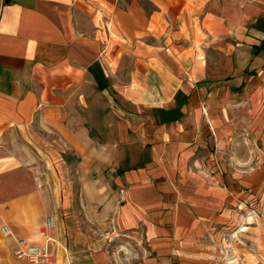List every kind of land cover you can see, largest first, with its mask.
<instances>
[{
    "label": "crops",
    "instance_id": "crops-1",
    "mask_svg": "<svg viewBox=\"0 0 264 264\" xmlns=\"http://www.w3.org/2000/svg\"><path fill=\"white\" fill-rule=\"evenodd\" d=\"M50 217L51 264H264V0H0V264Z\"/></svg>",
    "mask_w": 264,
    "mask_h": 264
},
{
    "label": "built area",
    "instance_id": "built-area-1",
    "mask_svg": "<svg viewBox=\"0 0 264 264\" xmlns=\"http://www.w3.org/2000/svg\"><path fill=\"white\" fill-rule=\"evenodd\" d=\"M252 213L251 217H253ZM54 219L52 217L46 220L44 227H42L38 234L43 238L42 245H30L22 239H15L17 248L15 256L18 260L26 262L27 264H51L53 262V255L50 252V246L57 244V241L49 235V231L54 227ZM1 233L4 236H13L11 230L7 226L1 228ZM223 258L228 256V251L223 250Z\"/></svg>",
    "mask_w": 264,
    "mask_h": 264
},
{
    "label": "rangeland",
    "instance_id": "rangeland-1",
    "mask_svg": "<svg viewBox=\"0 0 264 264\" xmlns=\"http://www.w3.org/2000/svg\"><path fill=\"white\" fill-rule=\"evenodd\" d=\"M120 251H121V252H120L121 254H119V253L116 254V258H117V260H118V259L120 260V258H122V254H123L122 251H123V250H120ZM127 256H128V255H127Z\"/></svg>",
    "mask_w": 264,
    "mask_h": 264
}]
</instances>
